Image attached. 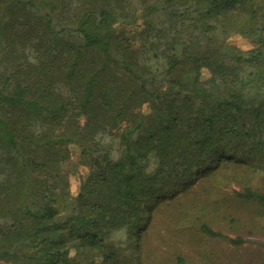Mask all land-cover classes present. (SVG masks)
<instances>
[{
  "label": "trees",
  "instance_id": "obj_1",
  "mask_svg": "<svg viewBox=\"0 0 264 264\" xmlns=\"http://www.w3.org/2000/svg\"><path fill=\"white\" fill-rule=\"evenodd\" d=\"M256 175L264 0H0V264H206L143 230L264 236ZM193 176L203 197L172 198Z\"/></svg>",
  "mask_w": 264,
  "mask_h": 264
},
{
  "label": "rangeland",
  "instance_id": "obj_2",
  "mask_svg": "<svg viewBox=\"0 0 264 264\" xmlns=\"http://www.w3.org/2000/svg\"><path fill=\"white\" fill-rule=\"evenodd\" d=\"M232 42L243 49H248L252 47V43L242 37H234L232 39ZM204 76H208L207 71H204ZM78 161H79V157L77 151H75L72 158L64 163V168L69 173L79 171L81 168L79 167ZM83 169L84 168H82V170ZM200 177L201 176L196 178V176H193V178H191L188 181V183L191 182V185L187 189H185L186 187H183L179 191H178L179 188H177L176 189L177 192L173 194L172 198L185 195L194 201L197 198L203 197L202 196L203 191L197 188L200 186L199 185ZM77 184H78L77 181L73 179L72 191L74 194L77 189ZM230 184L232 188L239 187L236 184L233 183ZM252 185L254 187L264 190V177H261L260 175H256L255 179L252 182ZM228 191L230 192V189H228ZM172 200L173 199H171L170 201ZM159 208H161V206ZM228 210L235 214L241 213L242 221L243 223L246 224H251V219L253 217H257V215H255L256 213L252 209L249 208L245 209L243 205L230 207V209ZM256 212L259 211L256 210ZM60 217L62 219H66V212L61 213ZM155 217L156 219L152 224L151 230L149 231L148 229L147 230L144 229L142 234L143 235L148 234L149 236H152L153 233L155 232V236H156L160 233L167 234L166 232H170V234L168 233L169 234L168 236H163V237L170 239V247L172 249H175L178 246L181 248V251L185 253V255L195 256L197 260H200V258H204L206 253H208L211 256L210 258L201 259V261H204L206 264H264V236H248L246 237L245 243L241 246H235L230 244L226 240L216 239L211 237H204L199 243V245H194V246H190L189 244L181 245V243L178 242L174 237L175 232L171 230L172 227H175V223H171L168 221L172 219L171 216L169 214L162 216L161 212L157 213L156 211ZM166 217L168 220H166ZM216 221L211 222L210 224L214 229L221 230L222 232L229 234L231 236H234L236 234V230L233 229L227 221H223V219ZM254 221H259L260 223L264 221V219L257 217L255 218V220H253V222ZM137 242H138V237H137ZM133 246H135L134 249L129 250L128 254L130 255L133 254L135 259L137 260V256L140 255V250L137 243L136 245L134 243Z\"/></svg>",
  "mask_w": 264,
  "mask_h": 264
}]
</instances>
